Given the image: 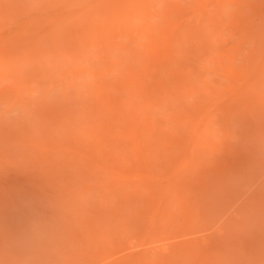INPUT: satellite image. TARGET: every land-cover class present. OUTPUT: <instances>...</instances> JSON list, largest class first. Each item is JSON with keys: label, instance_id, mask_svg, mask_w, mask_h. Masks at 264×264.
I'll return each mask as SVG.
<instances>
[{"label": "rangeland", "instance_id": "rangeland-1", "mask_svg": "<svg viewBox=\"0 0 264 264\" xmlns=\"http://www.w3.org/2000/svg\"><path fill=\"white\" fill-rule=\"evenodd\" d=\"M124 1L125 5L120 3L124 6L122 14L120 9L114 12L113 6V11L106 10L107 16L103 11L105 20L101 15L97 23L101 24L102 19L104 27L99 28L110 29L109 34H115L112 37L96 32L100 31L97 24V28L88 27L89 30L86 23H81L90 34L82 31V25L77 22L79 28L73 24L61 28L68 39L80 43L82 50L79 43L76 47L80 50H73L77 53H73L75 74L65 63L51 70L58 82L56 86L50 84L48 64L46 66L44 58L40 60V53H31L36 61L23 62L25 76L23 67L19 66L22 72L18 74L27 85L23 86L18 101L12 103L8 92L2 91L12 85L14 72H10L12 78L0 73V264H118L125 255L136 253L152 261L150 264H264V214L256 218L258 221L255 219L257 225L253 223L252 229L234 232L225 241L207 248L195 246L189 253L174 249L165 253L163 249L185 240L197 245V240L208 234L219 236L215 227L232 216L228 212L221 218L225 204L221 207L219 203L226 200L227 195L229 202L232 193L235 190L241 193L240 188L247 182L264 181V161L259 163L252 152L256 143L264 145V108L251 103L257 124L254 126L251 117L239 108L233 110L226 122L225 108L220 106L237 88L245 91L248 102L254 101L252 92H257L264 100V74L256 86L245 80L252 72L260 41L259 34L253 37L251 30L262 26L250 5L260 0H220L219 4L216 0H145L144 3L128 0L130 5ZM136 3H143V7ZM54 4L49 1L42 11L31 10L2 24L0 45L3 40L6 48L14 49L19 45L18 50L23 49L24 53L16 50L17 47L11 53L18 52L20 65L25 59H21V55L31 52L28 48L32 47V42L39 40L48 26L51 28L72 12ZM197 6L205 9L200 12ZM25 22H35L32 28L35 31H29L35 33L19 36L16 32L22 31ZM69 28L74 29L70 35ZM77 30L82 32L78 34ZM4 42L0 46V71L8 65L3 59L12 56ZM40 67L45 68L44 76ZM73 75L76 84L72 85ZM146 86L151 93L159 97L168 94L169 98L159 102V106L157 102L151 103L143 96ZM206 86L214 92L210 99L198 93ZM186 89L192 94L184 93ZM44 92L48 93L50 100L47 101H53L51 104L58 105L61 111V118L58 121L55 118L57 128L54 119L45 122L38 117L39 96ZM105 99L133 113L135 117L128 127H124L120 118H109L103 109ZM198 100L211 116L206 124L207 135L214 143L221 140L218 148H209L196 157L202 176L196 175L198 169L184 164L176 151L167 146L169 137L189 130L176 120L183 114L188 115L187 111L195 113L191 105ZM66 116L70 122L75 121L74 126L73 122L66 124ZM121 127L132 130L134 136L142 131L140 152L146 157V164L140 161L139 152L132 148L125 134L120 133ZM64 128L71 133H63ZM39 129L47 133L40 130L39 134ZM41 134L48 139L43 140ZM35 142L45 148L34 150L31 144ZM57 144L67 149L59 150L54 147ZM230 144L242 148L235 162H226L233 153ZM83 155L95 158L102 169L83 164ZM219 167L226 168V174H230L227 185L235 192L228 193L223 188L216 175ZM108 171L112 175L107 174ZM182 173L184 201L172 194ZM167 193L173 196L169 209ZM155 213L159 216L152 224L151 215ZM201 215L205 219L200 220ZM204 220L210 223L208 227L202 224ZM202 228L207 230L200 231L204 230Z\"/></svg>", "mask_w": 264, "mask_h": 264}, {"label": "bare ground", "instance_id": "bare-ground-1", "mask_svg": "<svg viewBox=\"0 0 264 264\" xmlns=\"http://www.w3.org/2000/svg\"><path fill=\"white\" fill-rule=\"evenodd\" d=\"M49 1H54V3L55 4H57V5H62V7L64 8V10L65 9H67L68 11L69 10H72V12L68 15V16H65L64 18H62V19H59V20H57V22L55 23V24H53V25H51L52 27L50 28V26H48L49 27V29H47L46 28V30L43 32V33H41L42 35V37L39 39V38H37V36H36V38L37 39H39V40H37V41H34V42H32L33 43V45H32V47L30 46V48H28V50H30L31 52H25L26 54H28L29 56H25L24 54L23 55H21L22 53H24L23 52V49H22V51L21 50H18V48H21V47H17V46H19V45H17L16 46V44L14 45V46H16L17 47V49L16 50H18V51H20V55L22 56H20L21 57V59H23V58H25V59H23L22 60V64L20 65V63H21V61L18 59V52H16V53H14V54H16V55H12V53H13V51L12 50H14L15 51V48L13 49V47L10 49V48H8V52H10L9 53V55H12V56H4L3 58V60H4V64H6L7 62H8V65H5V67L3 66V69L4 70H2V71H0V73L1 72H4L5 74L4 75H6V76H8V75H10L11 73L10 72H14V75H15V77H11V75L9 76V77H11L12 78V85L10 86L9 85V87L8 86H6V87H8L7 89H6V87H4L6 90H3L2 89V91H4V92H8V97H9V100H11L12 101V103L13 102H15L17 99L19 100V98L21 99V95H22V91L24 90L23 88L24 87H26L25 86V81H24V79H23V77L21 76V75H19L18 74V72L19 71H21L20 69V67H23V69H24V67H26L25 65L26 64H24L23 62H32V61H36L37 59H36V57H34L31 53H36V54H42V55H44V57H42L40 54H39V56L42 58V59H40V57H39V59L40 60H42V61H44L45 60V62L44 63H46V66H47V64H48V66L46 67L47 69H48V71H49V75L51 74V76H50V78H51V81H50V84L51 85H53V86H56L55 84L56 83H58L57 82V80L54 78V76H53V72L51 71L52 69H56L58 66H62V65H60V64H68L69 65V69H70V71H71V73L72 74H75V67H74V55H73V53H75L76 51H73L74 49L75 50H80L81 49V47H80V43L79 42H76V40H70V38L68 39L67 38V33H65V32H61V28H63V26L65 25V26H68V24H73V25H76L77 26V28H79L78 26H80V25H82V31H84V30H86V31H88L87 29H83V27H84V25L83 24H81V23H86V25H87V27L86 28H91V27H96V24L97 23H100L99 22V18H101V15L103 14L104 15V13H103V11L104 12H106L105 14V16H107L108 15V13H107V11L108 10H110V9H112V7L114 6V8H115V10H114V12H117L116 11V9H120L119 11H120V13H121V9H122V7H124V6H122V5H125V1L124 0H0V31L3 29V23L5 22V21H8V20H12V18H14V17H18V16H22V15H24V14H26V13H28L29 11H31V10H41L42 11V8H44L46 5H47V3L49 2ZM132 1V0H131ZM131 1H129L128 2V0H127V3L129 4ZM136 1V0H135ZM139 1V0H138ZM137 1V2H138ZM141 2H143V1H145V0H140ZM219 1L220 0H216L215 1V3L216 4H219ZM133 2H134V0H133ZM146 2H147V0H146ZM120 3L122 4V3H124V4H122L121 6H120ZM144 3V2H143ZM142 3V4H143ZM54 4V5H55ZM132 4V3H131ZM134 4V3H133ZM136 4H139V3H136ZM141 4V5H142ZM53 5V6H54ZM117 5H119V6H117ZM130 5V4H129ZM140 5V4H139ZM140 5V6H141ZM200 5V4H199ZM118 8H117V7ZM256 12H257V14H258V16H259V19L261 20V22H262V26L260 27V26H255L254 28H253V30H251L252 32H254L252 35H253V37H255L257 34H259V35H257L259 38H260V41H258V46L256 47V55H255V57H254V60H253V66H252V72L249 74V75H247L246 76V81L248 82V83H250V84H252L253 86H256L257 85V82L259 81V78L261 77V75L262 74H264V0H260V1H258V2H255V3H252L251 5H250ZM56 7V6H55ZM121 7V8H120ZM141 7H143V6H141ZM197 7H199V6H197ZM201 7V6H200ZM196 8V9H199V11L201 10H203V9H205L204 7H201V8ZM47 8V7H46ZM45 8V9H46ZM113 8V9H114ZM206 8H207V6H206ZM113 9H112V11H113ZM44 10V9H43ZM80 10V12H77V11H79ZM107 10V11H106ZM122 11H124V10H122ZM200 11V12H201ZM194 12H196V11H194ZM119 13V14H120ZM130 13V11H128V14ZM198 13V12H197ZM15 14H18L17 16L15 15ZM122 14V13H121ZM203 14V13H202ZM102 15V16H103ZM118 15V14H117ZM14 16V17H13ZM100 16V17H99ZM105 16H103L102 17V19H103V21L105 20ZM12 17V18H11ZM48 19V18H47ZM50 19V18H49ZM48 19V20H49ZM102 19H100L101 20V24H97V27L99 28V26L100 25H102L103 27H104V23L102 22ZM38 20V19H37ZM46 20V18L44 19V21ZM51 20H53V18H51ZM187 20H189V19H187ZM35 22H36V19L34 20ZM44 21H41V22H44ZM186 21V20H185ZM192 21V20H191ZM35 22H33V23H35ZM41 22H39V24L41 23ZM51 22V21H50ZM50 22H48V23H50ZM75 22H77V23H80V25H78L77 23H75ZM188 22V21H187ZM33 23L32 22H25L24 23V25H23V28H22V31H20L19 33H17L16 32V34H20V35H22V34H34V33H32V32H29V31H31L32 30V28H34V25H33ZM47 23V24H48ZM75 23V24H74ZM189 24H190V22H188ZM195 23H196V21H195ZM43 24V23H42ZM44 24H46V22L44 23ZM38 25V24H37ZM36 25V26H37ZM41 25V24H40ZM113 26H114V24H112ZM43 26V25H42ZM41 26V27H42ZM45 26V25H44ZM75 26V27H76ZM195 26V25H194ZM193 26V27H194ZM39 27V26H38ZM37 27V28H38ZM84 27V28H85ZM96 27V28H97ZM101 27V26H100ZM103 27H101V28H103ZM191 27V26H190ZM192 27V28H193ZM36 28V27H35ZM76 28V29H77ZM88 28V29H89ZM101 28H99L98 30H100V31H96V32H100V33H104V34H102V35H104L106 38H108L107 36H113V35H115V34H109L110 32L109 31H111L110 29H109V31H108V29H106V28H104V30L103 29H101ZM66 29V28H65ZM70 29V28H69ZM68 29V30H69ZM72 29V28H71ZM70 29V31L68 32L69 33V35L72 33L71 31H73V30H71ZM114 29V28H113ZM195 29V28H194ZM260 29H261V31H260ZM67 30V29H66ZM90 30V29H89ZM92 30H94L95 31V29H91V31ZM106 30V32H103V31H105ZM32 31H35L34 29L32 30ZM78 31V30H77ZM81 31V32H82ZM93 31V32H94ZM37 32H38V30H37ZM39 32H42V31H39ZM81 32H79L78 31V34L79 33H81ZM89 32V33H88ZM87 33L86 32H84V33H86V34H90V31H88ZM74 33V32H73ZM1 34V33H0ZM3 34V33H2ZM40 34V33H39ZM38 34V35H39ZM58 34H63V35H61V37H59V35ZM64 34H65V36H64ZM92 34V33H91ZM93 34H95V33H93ZM97 34V33H96ZM19 35V36H20ZM37 35V34H36ZM64 36V37H63ZM103 36V37H104ZM39 37H40V35H39ZM63 37V38H62ZM67 38L68 40H65L64 38ZM69 37V36H68ZM104 37V38H105ZM22 38V37H21ZM19 41H20V39H19ZM65 41H67V42H65ZM68 41H70L72 44H70V42H68ZM73 41H74V43H73ZM3 42H4V40H3ZM3 42H2V44H3ZM13 42H14V40H13ZM31 41H29V42H27V43H30ZM75 42L77 43V44H75ZM106 42H107V39H106ZM7 44H8V42H6ZM78 43H79V46H78ZM1 44V45H2ZM18 44V43H17ZM26 44V43H25ZM24 44V45H25ZM69 44H70V46H69ZM0 45V46H1ZM4 45H5V48H6V44H5V42H4ZM4 45L2 46V47H4ZM24 45H23V48H24ZM30 45V44H29ZM76 45L78 46V47H80V49H77V47H76ZM107 45V44H106ZM8 46H10V45H8ZM28 47V46H27ZM26 47V48H27ZM6 48V49H7ZM25 48V49H26ZM9 49H10V51H9ZM83 49H84V47H83ZM1 50V49H0ZM2 50H4V49H2ZM82 50V49H81ZM164 50L165 49H163L162 51L164 52ZM167 50H169V49H167ZM171 51H172V49H170ZM106 53L108 54V51H109V47H108V45H107V47H106ZM166 51V50H165ZM0 52H2V51H0ZM12 52V53H11ZM54 52H57L58 54H55L54 55ZM80 52V51H79ZM75 54H77V53H75ZM164 54H165V52H164ZM0 55H2V54H0ZM58 55V57H56L55 58V56H57ZM73 57H72V56ZM31 56H33L34 57V59H36V60H34L33 58H31ZM165 56V55H164ZM29 58H31V59H29ZM43 58H44V60H43ZM5 59H6V63H5ZM28 59V60H27ZM38 59V60H39ZM30 60V61H29ZM19 61H20V63H19ZM39 62V61H38ZM9 63H10V65H9ZM40 63V62H39ZM23 64H24V66H23ZM41 64V63H40ZM12 65V66H11ZM43 65V64H42ZM2 66V65H1ZM20 66V67H19ZM43 67V66H42ZM49 67V68H48ZM2 68V67H1ZM20 68V69H19ZM41 68V67H40ZM42 70H41V72H42V74H43V76H44V73H43V70L45 69H43V68H41ZM24 72H22V74L23 73H25L26 72V68L23 70ZM20 72V73H21ZM47 72V70H45V73ZM7 73H9V74H7ZM1 74H3V73H1ZM24 76H25V74H23ZM47 75H48V72H47ZM1 76V75H0ZM42 76V75H41ZM42 76V77H43ZM8 77V78H9ZM45 77H46V75H45ZM2 78H4L3 76H2ZM15 78V80H13ZM49 78V79H50ZM0 79H1V77H0ZM27 79V78H26ZM44 79V78H43ZM47 79V78H46ZM45 80V79H44ZM1 81V80H0ZM2 82V81H1ZM71 82H72V85H73V83H75L76 81H75V76L73 75V77H72V80H71ZM238 82V81H237ZM69 84H71V83H69ZM76 84V83H75ZM74 84V85H75ZM134 83H132V85H133ZM27 85V84H26ZM24 86V87H23ZM205 87V86H204ZM10 88V89H9ZM103 89V88H102ZM105 89V88H104ZM37 90V89H36ZM35 90V91H36ZM144 91V97L146 96L147 98V100L148 101H150L151 103L153 102V103H155L156 104V102H157V105H158V103L159 102H161L162 103V101H164L165 99H168L169 98V96H168V94H166V95H164V96H162V97H159V96H157V95H155V94H153V93H151L150 92V90H149V88L146 86V88H144L143 89ZM187 91H185L184 93H186V94H192V91L191 90H188V89H186ZM210 89L209 88H207V86H206V88H202V89H199V91H198V93H200L201 95L203 94V96L206 98V99H210V98H212L213 97V93L212 92H210L209 91ZM30 91H31V89H30ZM67 91H68V86H67ZM209 91V92H208ZM1 92V91H0ZM31 92H33V91H31ZM64 92H66V91H64ZM3 93V92H2ZM212 93V94H211ZM143 94V93H142ZM61 95V94H60ZM231 95V94H230ZM252 96H253V98H254V101H252V102H248L247 101V99L245 98L246 97V93H245V91L244 90H242V89H238L237 88V90H235L234 92H233V95L232 96H230L229 98H227V100L225 101V102H222V103H220V106H223L224 108H225V121L226 122H228V120H229V118H230V116H231V114H232V112H233V110H235L236 108L238 109H241L246 115H248V116H250L251 117V119L253 120V122H254V126H257V124H256V122H255V115H254V113H253V111H252V107H251V103H257L258 104V106H259V108H264V100H262V99H260V97H259V94L257 93V92H252ZM37 97V96H36ZM48 97V93H46V92H44L43 94H41L40 96H39V106L38 107H40L39 109L37 108V110L39 111V119H45V122L47 121L46 119H49V121H50V119H54L55 120V118H56V120L59 118H61V111H59V109L57 108L58 107V105H57V107H55V106H53L51 103L53 102V101H51V102H48L47 101V98ZM10 98H12V99H10ZM56 98V97H55ZM54 98V99H55ZM200 98H201V96H200ZM203 98V97H202ZM17 100V101H18ZM48 100H50V99H48ZM71 100V99H70ZM80 101V100H79ZM85 101V100H84ZM40 102H41V105H40ZM102 102H104L103 103V105L105 106V108H103V109H105V111H106V114L108 113V115H110L109 116V118H111V119H113V120H115V119H117V118H120V120L122 121V123H123V125H124V127H125V125L128 127V123L132 120V117H135V116H132L133 115V113H129V112H125V110H122L121 108H119L118 107V104H116V105H112L107 99H105V101H102ZM149 102V103H150ZM2 103V102H1ZM57 103V102H56ZM160 103V104H161ZM54 104V103H53ZM58 104V103H57ZM100 104V103H99ZM99 104H98V106H99ZM159 104V105H160ZM153 105V104H152ZM158 105V106H159ZM37 106V105H36ZM79 106V105H78ZM96 106V105H95ZM12 107H13V105H12ZM191 107H192V110H194L195 111V113H191V111H187V114L188 115H184L183 114V116L181 115L180 117H178V119L176 120L178 123V125L179 124H184V125H186V126H188L189 127V130H187L185 133L184 132H182V134L181 135H179V136H173V137H169V135H168V137H169V139H168V143L169 144H167V146L170 148V149H172L173 151H176V154L179 156V158L180 159H182V162L184 163V164H187L188 166L190 165V166H193V167H195L196 169H198L197 170V173H196V175H200V176H202V172H201V170H200V167L197 165V159H196V157L197 156H199L198 154L200 153V154H202L203 152L202 151H207V149H216V148H218L217 146L220 144V143H218V142H220V141H217V143H214L212 140H211V137H210V135L208 134L207 135V128H206V124L208 123V121L210 120V115L209 114H207V112L204 110V105H202V101L200 100H198L197 102H195V103H193L192 105H191ZM60 109H61V107H59ZM97 108V107H96ZM95 108V109H96ZM118 108L120 109V110H118ZM98 109V108H97ZM37 110H36V114L38 113L37 112ZM117 111V112H116ZM26 112V111H25ZM62 112H64V111H62ZM65 113V112H64ZM70 113V112H69ZM68 112H67V114H69ZM38 115V114H37ZM64 115V114H63ZM62 115V117H64ZM66 115V114H65ZM108 115H107V117H108ZM135 115H136V113H135ZM68 116V115H67ZM65 117L66 119H65V121H66V124L67 123H69L70 122V120L71 119H68V117ZM71 116V115H70ZM73 116H75L76 117V115H73ZM78 116V115H77ZM37 117V116H36ZM106 117V118H107ZM70 118V117H69ZM58 119V120H59ZM136 119H137V117H136ZM56 120H55V122H56ZM57 120V121H58ZM67 120H69L68 122H67ZM110 119H108V121H109ZM30 121V120H29ZM44 121V120H43ZM63 121H64V118H63ZM63 121H62V119H61V123H63ZM74 121V120H73ZM73 121H71V122H73ZM77 121H78V119H77ZM104 121H106L105 119H104ZM107 121V122H108ZM9 122V121H8ZM55 122H53V124L55 123ZM60 122V121H59ZM70 122V123H71ZM75 122V121H74ZM74 122L72 123L73 125L72 126H74ZM110 122H113V121H110ZM48 123V122H47ZM52 123V122H51ZM60 123V124H61ZM65 123V122H64ZM114 123V122H113ZM9 124V123H8ZM59 124V125H60ZM109 124V123H108ZM24 125H25V123H24ZM49 125V124H48ZM51 125V124H50ZM55 125H57V122H56V124H54V127H55ZM68 125V124H67ZM71 125V124H70ZM58 126V125H57ZM57 126L55 127V128H57ZM53 127V126H52ZM61 127H63L62 125H61ZM61 127L59 126V128H60V130H63V129H61ZM65 127V126H64ZM111 126H109V128H110ZM113 127V126H112ZM111 127V128H112ZM7 129V128H6ZM35 129V128H34ZM67 129V128H66ZM65 128H64V131H62L63 133H71V132H69V131H65L66 130ZM68 129H70V127L68 128ZM127 129V128H126ZM29 130V129H28ZM40 130L41 129H39L38 131H37V133H39L40 132ZM121 130H123V131H120V133L121 134H125L124 136L126 137V138H128V140H130V142L129 143H131V146H132V148L134 149V150H136V152L138 151L139 152V154H138V156H139V159H140V161L142 162V163H145L146 164V162H147V159H146V157L140 152V148H141V144H140V142H139V140H140V138H141V135L143 134L142 133V131H139L140 133H139V135H133L134 133L132 132V130H124V128H122L121 127ZM13 131V130H12ZM57 131V130H56ZM33 132V131H32ZM41 132H43V134L44 133H47L46 131H44V130H41ZM123 132V133H122ZM67 133V134H68ZM34 134V133H33ZM40 134V133H39ZM168 134V133H167ZM11 136V135H10ZM37 136H39V135H37ZM37 136H36V138H37ZM42 136V138H43V140H47L48 138H46V136L45 135H40V137ZM14 137V136H13ZM10 138V137H9ZM39 138V137H38ZM11 139V138H10ZM41 139V138H40ZM9 140V139H8ZM42 140V141H43ZM49 140H51V139H49ZM13 141V140H12ZM45 141H43V143L45 142ZM4 142V141H3ZM6 142H9V141H7L6 140ZM29 142V141H28ZM53 142V141H52ZM10 143V142H9ZM20 143V142H19ZM38 143V142H37ZM36 142L34 143V144H31V145H33L34 146V150H38L37 148H40L41 149V147L42 148H45V146L43 147V146H41V145H43V144H37ZM30 144V143H29ZM45 144V143H44ZM47 144V143H46ZM54 144H55V142H54ZM229 145V144H228ZM12 146V145H11ZM32 146V147H33ZM48 146V145H47ZM50 146L52 147V145H51V143H50ZM54 146V145H53ZM31 147V148H32ZM54 147H57L59 150L60 149H62V150H66L67 149V147L65 146V145H62V146H59L58 144L56 145V146H54ZM229 147V146H228ZM230 147H231V149L233 150H231V152H233L232 153V155H231V157L230 158H228V160L226 161V162H230V161H233V162H235V161H237V159H239L240 157H239V155H240V151L242 150V148L241 147H237L236 145H234V144H230ZM229 147V148H230ZM6 148V147H5ZM30 148V147H29ZM58 149H56L55 148V150L57 151ZM18 150V149H17ZM43 150V149H42ZM50 150H52L51 148H50ZM44 152H45V150H44ZM137 152V153H138ZM229 152V151H228ZM252 152H253V155L255 156L254 157V159H256L257 161H259V163L261 162V161H264V145H261V144H259V143H256L255 144V146H253V148H252ZM41 153V152H40ZM49 153V152H48ZM231 154V153H230ZM229 154V155H230ZM37 155V154H36ZM201 156V155H200ZM80 157H82V155H80ZM59 158V157H58ZM77 158H79V157H76V159ZM83 158L84 159H82V158H80L79 159V161H77V162H81V161H84L85 163H83V164H85L86 165V163H87V165H91L92 167H94L95 169L97 168V169H102V167H101V164H100V162H98L95 158H89L88 156H84L83 155ZM198 158V157H197ZM75 159V158H74ZM82 159V160H81ZM81 160V161H80ZM72 161H74V165H78V163L75 161V160H73L72 159ZM239 161V160H238ZM77 164H76V163ZM65 164H67L66 163V161L64 162ZM81 163V164H82ZM59 165L61 164V163H58ZM71 164V163H70ZM82 164V165H83ZM252 164H253V162H252ZM240 165V164H239ZM244 164L243 163H241V166H243ZM81 166V165H80ZM77 168V167H76ZM262 168H264V167H262ZM226 172H227V170H226V168H221V167H219L218 169L216 168V175L218 176V178H220V180L222 181V184H223V188L225 189V191H227L228 193L231 191V193H232V191L233 190H229V187L230 186H228L227 184H229V183H227V182H229L228 181V177H229V175H227L226 174ZM229 173V172H228ZM262 173H264V172H262ZM107 174H109V175H112L111 174V172L110 171H108L107 172ZM234 174V173H233ZM182 175H184L183 173L181 174V177H180V180H178L175 184H174V189H173V196L176 194L177 196H179L180 198H183L182 200L184 201V199H185V197H186V195H185V191L184 190H182V180L184 179V177L182 176ZM238 176V175H237ZM262 176H264V175H262ZM236 177V176H235ZM240 177H242V176H240ZM256 177V176H255ZM234 178V177H233ZM261 178V177H260ZM241 179V178H240ZM239 179V180H240ZM237 180H238V178H237ZM181 181V182H180ZM203 182H205V181H203ZM252 181H250V183H251ZM182 183V184H181ZM248 183V182H247ZM247 183H245V184H243L242 185V187L240 188L241 190H243L241 193L240 192H238V194L236 193L237 192V190H235V191H233V192H235L234 194L232 193V197L229 199V202L227 201V197H228V195L225 197V199L226 200H224L222 203H219L220 205H221V207H222V205L223 204H225V207L223 206L221 209H222V212L224 211V213H222V215H221V218H223V216L224 215H226L228 212L229 213H231L232 214V216H233V213H234V216L232 217H230V218H228L227 217V221L226 222H224V223H219L218 225L215 223V225L214 226H216L215 227V230H217L216 232H217V234L219 235V236H215L213 233V235L214 236H212V235H204V236H202L201 237V235H200V237H201V239L200 240H197V241H199V242H197L196 244L197 245H193L194 243H192L191 241H189V240H185L184 242H181V243H173V244H170V245H168L167 247H165V248H163L164 249V251H165V253H169V251H170V249H174V251H177V252H181V253H189L195 246H197V247H204V248H207V247H209V246H211L212 244H215V243H218L219 241H225L226 239H227V237L228 236H230V235H232L234 232H237V233H242V232H244L246 229H252L253 227H255V226H253L254 224L255 225H257V222L255 223V221L257 220V219H259L260 217H261V215L262 214H264V181H260V182H258L257 180L256 181H254L253 180V182L251 183V184H247ZM206 184V183H205ZM224 185H225V187H224ZM189 188V187H188ZM227 188V189H226ZM210 189V188H209ZM212 189V188H211ZM229 190V191H228ZM171 191V190H170ZM225 193V195L226 194H228V193ZM168 194L169 193H167L166 194V196H168ZM172 194H169V197H168V203H167V207H168V209H169V207L171 206V204L170 203H172L171 202V200H172ZM224 195V196H225ZM106 198H108V197H106ZM106 198H105V200H106ZM106 202H108L107 200H106ZM228 203V204H227ZM124 204V203H123ZM227 205V206H226ZM219 206V205H218ZM122 207H124V206H122ZM120 208V209H122V210H124V208ZM223 208H225L224 210H223ZM167 209V208H166ZM121 210V211H122ZM127 210V209H126ZM125 211V210H124ZM155 210L153 209V211H152V213L154 212ZM165 211V210H164ZM123 212V211H122ZM156 213H158V212H156ZM152 214L151 216H152V218H151V222H152V224H154L155 222H156V220H157V218H156V216H157V214ZM216 213V212H215ZM161 214H163V213H160L159 212V215H161ZM158 215V216H159ZM164 215V214H163ZM203 215V214H202ZM201 215V217H200V220H201V218H202V220H203V216ZM229 215V214H228ZM157 216V217H158ZM213 216H214V212H213ZM260 216V217H259ZM213 218V217H212ZM220 218V219H221ZM257 218V219H256ZM205 219V218H204ZM216 219V218H215ZM219 219V218H218ZM219 219V221H221ZM256 219V220H255ZM159 220V219H158ZM205 221V222H204ZM203 222H202V224L203 225H205L206 226V224H207V222H206V220H204ZM216 221V220H215ZM222 221H225L224 219L222 220ZM221 221V222H222ZM258 221V220H257ZM218 222V221H217ZM254 223V224H253ZM208 224H210V223H208ZM208 224H207V227H208ZM214 226H212L211 228H213ZM202 229H204V230H200V231H205V230H207V228H202ZM208 230H209V228H208ZM235 230V231H234ZM192 233V232H191ZM196 233V232H195ZM195 233H192V234H195ZM204 233V232H203ZM186 234H188V233H186ZM203 235V234H202ZM186 236V235H185ZM199 239V238H198ZM191 240H193V239H191ZM164 245V244H163ZM163 247V246H162ZM163 249H162V251H163ZM137 254L138 253H136V255H132V256H129V255H125L124 257H122V259H120L117 263L118 264H150L151 262L149 261H147V259L148 258H145V257H142L141 255L140 256H137ZM158 263V262H157ZM153 264V263H152Z\"/></svg>", "mask_w": 264, "mask_h": 264}]
</instances>
